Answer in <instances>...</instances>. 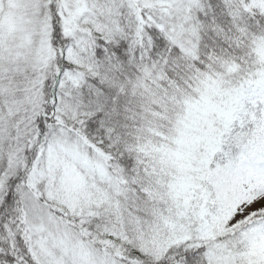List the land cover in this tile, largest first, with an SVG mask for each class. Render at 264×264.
I'll return each mask as SVG.
<instances>
[{
	"label": "snow or ice",
	"instance_id": "6c2138e0",
	"mask_svg": "<svg viewBox=\"0 0 264 264\" xmlns=\"http://www.w3.org/2000/svg\"><path fill=\"white\" fill-rule=\"evenodd\" d=\"M0 264H264V0H0Z\"/></svg>",
	"mask_w": 264,
	"mask_h": 264
}]
</instances>
